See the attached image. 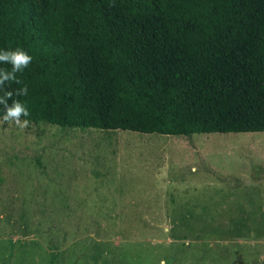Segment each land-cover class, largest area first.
Instances as JSON below:
<instances>
[{"label": "rangeland", "instance_id": "374dc122", "mask_svg": "<svg viewBox=\"0 0 264 264\" xmlns=\"http://www.w3.org/2000/svg\"><path fill=\"white\" fill-rule=\"evenodd\" d=\"M0 264H264V131L0 116Z\"/></svg>", "mask_w": 264, "mask_h": 264}, {"label": "trees", "instance_id": "16d2710c", "mask_svg": "<svg viewBox=\"0 0 264 264\" xmlns=\"http://www.w3.org/2000/svg\"><path fill=\"white\" fill-rule=\"evenodd\" d=\"M17 47L32 61L0 96L25 104L21 119L181 136L264 131V0H0V50Z\"/></svg>", "mask_w": 264, "mask_h": 264}, {"label": "clouds", "instance_id": "9594fccd", "mask_svg": "<svg viewBox=\"0 0 264 264\" xmlns=\"http://www.w3.org/2000/svg\"><path fill=\"white\" fill-rule=\"evenodd\" d=\"M32 61V56L25 52L22 48L0 50V63L11 65V71L7 69H0V87H3L6 82L20 81L17 79L16 73L23 71ZM27 87L19 88L15 91L16 96L27 95ZM14 93L5 90L3 96H0V105H3L2 121L10 124H15L20 129L28 126V119H21L30 115L27 107L18 99H13ZM11 100V104H9Z\"/></svg>", "mask_w": 264, "mask_h": 264}]
</instances>
